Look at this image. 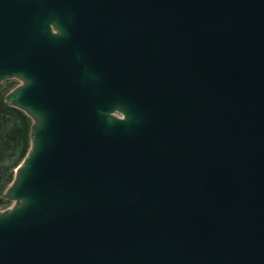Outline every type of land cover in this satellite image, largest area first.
<instances>
[{
	"label": "water",
	"instance_id": "obj_1",
	"mask_svg": "<svg viewBox=\"0 0 264 264\" xmlns=\"http://www.w3.org/2000/svg\"><path fill=\"white\" fill-rule=\"evenodd\" d=\"M14 78L0 264H264V0H0Z\"/></svg>",
	"mask_w": 264,
	"mask_h": 264
},
{
	"label": "trees",
	"instance_id": "obj_2",
	"mask_svg": "<svg viewBox=\"0 0 264 264\" xmlns=\"http://www.w3.org/2000/svg\"><path fill=\"white\" fill-rule=\"evenodd\" d=\"M9 86L10 83L8 88H0V207L7 204L2 198L3 192L29 148L30 119L4 102Z\"/></svg>",
	"mask_w": 264,
	"mask_h": 264
},
{
	"label": "rangeland",
	"instance_id": "obj_3",
	"mask_svg": "<svg viewBox=\"0 0 264 264\" xmlns=\"http://www.w3.org/2000/svg\"><path fill=\"white\" fill-rule=\"evenodd\" d=\"M11 84V87L5 92V94H4V102L7 104V105H9L6 101H5V98H6V96L14 89V88H16L17 86H19L22 82L21 81H19L18 79H9V80H5V81H2V82H0V88H3L4 86H7L6 88H8V84ZM9 106H12V105H9ZM12 107H14V106H12ZM16 108V107H15ZM18 109V108H17ZM20 110V109H19ZM23 112V111H22ZM24 113V112H23ZM25 114V113H24ZM26 115V114H25ZM27 117H29L28 115H26ZM29 119H30V129H31V126H32V124H33V121L31 120V118L29 117ZM30 144H31V141H30V133H29V147H30ZM29 149V148H28ZM28 152V151H27ZM27 154V153H26ZM24 159V158H23ZM22 162V161H21ZM20 162V163H21ZM20 163H19V165H20ZM19 165L16 167V169L19 167ZM16 169L14 170V174H13V177H12V180L14 179V176H15V173H16ZM12 180H11V182H12ZM11 182L8 184V186L5 188V190H4V192H3V196H2V198L7 202V204H5V205H3V206H1L0 207V211H4V210H6V209H8V208H10V207H12L14 204H15V202H13V201H9V200H7L6 198H5V192H6V190L8 189V187L10 186V184H11Z\"/></svg>",
	"mask_w": 264,
	"mask_h": 264
}]
</instances>
